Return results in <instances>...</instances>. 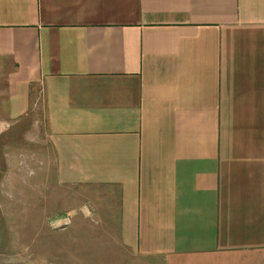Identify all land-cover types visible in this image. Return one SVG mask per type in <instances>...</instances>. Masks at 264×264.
<instances>
[{"label": "crops", "instance_id": "crops-1", "mask_svg": "<svg viewBox=\"0 0 264 264\" xmlns=\"http://www.w3.org/2000/svg\"><path fill=\"white\" fill-rule=\"evenodd\" d=\"M0 61L127 251L264 264V0H0Z\"/></svg>", "mask_w": 264, "mask_h": 264}, {"label": "rangeland", "instance_id": "rangeland-1", "mask_svg": "<svg viewBox=\"0 0 264 264\" xmlns=\"http://www.w3.org/2000/svg\"><path fill=\"white\" fill-rule=\"evenodd\" d=\"M5 65L0 61V264H160L120 244L100 197L71 196L43 166L42 107L12 108Z\"/></svg>", "mask_w": 264, "mask_h": 264}]
</instances>
